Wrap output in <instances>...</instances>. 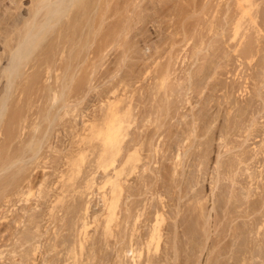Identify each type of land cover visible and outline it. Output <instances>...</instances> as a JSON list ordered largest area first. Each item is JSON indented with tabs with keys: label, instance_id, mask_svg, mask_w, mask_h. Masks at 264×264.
I'll list each match as a JSON object with an SVG mask.
<instances>
[{
	"label": "rangeland",
	"instance_id": "rangeland-1",
	"mask_svg": "<svg viewBox=\"0 0 264 264\" xmlns=\"http://www.w3.org/2000/svg\"><path fill=\"white\" fill-rule=\"evenodd\" d=\"M252 1H242L243 12H246L247 16L245 20L242 19L246 27L242 25L241 31L242 33L245 31L243 44L255 43L251 52L254 54V60L238 57V53L233 51L238 39L232 37L233 24L230 23V18L237 17L240 12V8L237 9L238 0H75L67 16H61L58 23L46 31L47 34L43 36L38 46L31 51L27 59L22 60L16 70L17 74H13L8 79L3 69L9 62V55L12 54L23 31L29 27L33 11L42 2L0 0V70H2L0 71V106L2 104L4 109L0 115V264H66V262L67 264L71 262L132 264L130 257L137 256L139 248L141 254L138 260L144 261L147 252L140 240H142L141 235L146 237L149 234L151 225L156 222V213L152 211L154 207H151L155 205L164 213L161 214V218L157 217L158 225H161H159L161 237L157 251L163 255L162 264H207L208 258L210 256V259L212 256L214 258L216 253L229 262H232L233 254V257L240 259L244 264H249L248 262L264 264V243H261L260 239L264 240V232H261L258 238L256 225L248 226L249 228L252 226L254 230L252 227L250 229L247 227L252 217L257 218L256 222H264V216L262 217L264 189H261L264 188V180H262L264 178V160L262 161L264 159L262 147L264 144L262 141L264 140V0ZM43 11L35 16L37 21L43 18L42 15L45 13ZM254 15L257 17L254 18ZM251 18L256 20L255 23L257 22L260 28L262 27L259 33L256 30L257 25L251 22ZM100 38L105 40L104 44L105 46L107 44L108 48L104 46L99 53L94 49ZM237 48L240 49L239 46ZM230 69L235 73L230 72ZM113 87L117 90L113 91ZM111 92L116 93L111 94ZM118 95L123 98L122 102H118L119 108H126L130 104L134 117L138 109L153 112L151 116L145 112L146 115L143 116L145 119L138 118V124L137 119L136 122L134 120L133 124L137 127L130 126L131 130L133 127L135 130L132 132L130 129L127 130L129 132L127 137L139 131L143 135L145 131L148 134L143 137L144 144L140 151L142 159L137 163L136 168L138 171L131 173L132 176H125L126 179L124 177L120 199V204L123 203V208L121 207L123 213L126 212L125 203L131 198L137 201L136 209L143 210L133 237L140 243H134L133 249L136 252L132 254L129 253L130 251L123 253L126 248L129 250L126 246L128 245L126 238L131 230L129 224L124 223L123 241H117V235L113 236L116 231L112 225L114 220L110 222L114 232L103 233V225L109 211L107 206L112 199L111 181L107 179V174L111 172L107 170L104 173L102 168L96 167L100 162L98 154L101 152V143L98 141L100 138H96L97 130L100 128L97 126L102 123L101 116L103 117L102 112L106 102ZM252 96V100L248 101L250 105H246L247 99H251ZM154 118L157 120L155 121ZM171 118L172 122H170ZM149 121L150 124H147ZM88 129H91L89 133ZM158 134L160 135L157 136ZM176 135L179 137L177 138ZM237 135L240 137L238 138ZM161 141L165 142L164 146ZM226 141H229L227 143L229 148L225 144ZM188 144L189 147H186ZM178 152L182 153L179 155L181 158L178 157V162L182 161L176 165L174 153ZM239 152L243 154L242 157ZM235 153L242 159L237 157L236 162L235 158H232L236 157ZM232 161L236 163L235 167L231 166ZM226 163L230 164L229 169ZM144 164L146 169L142 168ZM89 165L93 170H90ZM244 165L247 167L246 172L243 169ZM233 167L234 172H231ZM221 171L226 175L220 173ZM248 174L251 178L256 176L251 179L247 177ZM220 176L222 180L224 178L223 181ZM228 178H232L231 181L227 182ZM236 179L242 181L245 186ZM251 180H254L252 184L258 190H253L256 193L252 192L249 200V196L246 195L251 189H256L250 183ZM213 181L215 184H212ZM129 185L134 191L131 197L127 193ZM240 186L250 189L247 191L245 188L246 191H242L244 188L241 190ZM238 187H240L239 191ZM16 191L23 195L17 196ZM235 195L239 200L244 197L246 199L239 202ZM201 199L203 201L200 205ZM249 207L253 210L251 211ZM121 215L119 213L118 218H121ZM245 221H248L247 224ZM259 223L258 225H261ZM261 227L263 228H260V231L264 229L263 223ZM248 230H253L256 235L253 232L250 234ZM251 235L255 236L251 237ZM251 238L260 240V242L256 240L258 243L255 242L254 245H257L254 251L251 247L254 242H249ZM246 241L251 245L249 246ZM224 242H227L226 247ZM235 242L240 244L236 245ZM260 243L262 246L259 245L261 248H258ZM152 244L149 245V250L154 249L155 244ZM166 247L169 251L165 255L162 250L165 251ZM245 247L250 249H247L244 255L241 254L240 249ZM217 248H221L219 254ZM249 250L255 252L256 257L250 259Z\"/></svg>",
	"mask_w": 264,
	"mask_h": 264
},
{
	"label": "bare ground",
	"instance_id": "bare-ground-1",
	"mask_svg": "<svg viewBox=\"0 0 264 264\" xmlns=\"http://www.w3.org/2000/svg\"><path fill=\"white\" fill-rule=\"evenodd\" d=\"M105 1V0H104ZM127 1V0H126ZM234 1H236V0H234ZM242 1L243 0H238V7H237V9L238 8H240L239 9V13H238V15H237V17H235V18H230V23L231 24H233V26H231V27H233V31H231V32H233L232 34H233V39L235 38V37H237V39H238V42H237V44H236V47L235 48H233V51H234V53H235V51H236V53H238L237 54V56L238 57H243V58H247V59H250L251 60V58L254 60V54L253 53H251L252 52V48H254V47H252V45L254 46V44H251V43H248V42H246L245 44H243V34H244V32L242 33V31H241V28H242V25H243V23H242V19L244 18V20H245V16H247L246 15V12H243V5H242ZM40 2H42V4L41 5H39L33 12H34V14L32 15L33 17H32V20H31V23H29V27L28 28H26L24 31H23V34L19 37V39H18V42L16 43V45H15V48H14V50L12 51V54L11 55H9L10 56V58H9V62H7L8 63V65H7V63H6V67L3 69L4 71H3V73L4 74H6L7 73V76H8V79H9V77H12V75L13 74H15L16 73V70H17V68H19V65L21 64V62H22V60L23 59H25L28 55H30V53H31V51L32 50H34V48L35 47H37L38 46V43L40 42V40L41 39H43L44 37V35L45 34H47L46 33V31L49 29V28H51L53 25H55L56 23H58V21H59V18H61V16H63V15H66L67 14V12L70 10V8H71V6H73L74 5V2H75V0H40ZM125 2V1H124ZM245 2H246V0H245ZM251 2H253L252 0H251ZM103 3H105V2H103ZM235 3V2H234ZM248 4V3H247ZM252 4V3H251ZM250 5V4H249ZM92 6V5H91ZM246 6V5H245ZM248 6V5H247ZM104 7V6H103ZM100 8V7H99ZM246 8V7H245ZM250 8V7H249ZM248 8V9H249ZM42 9H45V11H43ZM103 9V8H102ZM113 9V8H112ZM120 9V8H119ZM31 10H32V8H31ZM41 11H43V12H45L42 16H43V18L41 19V20H36L35 18L38 16V14L41 12ZM228 11H229V9H228ZM238 11V10H237ZM32 12V13H33ZM82 12V11H81ZM109 12V11H108ZM112 12V11H111ZM235 13V12H234ZM85 14V13H84ZM102 14V13H101ZM130 14V13H129ZM179 14V13H178ZM252 14V13H251ZM250 14V15H251ZM254 14V13H253ZM29 15H30V13H29ZM41 15V14H40ZM115 15V14H114ZM231 15H232V13H231ZM36 16V17H35ZM67 16V15H66ZM250 17H252V16H250ZM255 17H257L256 15H254V18ZM62 18H64V17H62ZM66 18V17H65ZM133 18V17H132ZM247 18V17H246ZM254 18H251V22H253V23H255V19ZM39 19V18H38ZM86 19V18H85ZM248 19V18H247ZM29 20V19H28ZM36 20V21H35ZM67 20V19H66ZM69 20V19H68ZM123 20V19H122ZM262 20V19H261ZM26 21V20H25ZM30 21V20H29ZM97 21V20H96ZM118 21V20H117ZM250 21V20H249ZM74 22V21H73ZM79 22V21H78ZM87 22V21H86ZM245 22V21H244ZM122 23V22H121ZM211 23V22H210ZM248 23V22H247ZM253 23H251V24H253ZM257 23V22H256ZM255 23V26L257 25ZM73 24V23H72ZM94 24V23H93ZM22 25V24H21ZM75 25V24H74ZM189 26V25H188ZM208 26H210V25H208ZM212 26V25H211ZM243 26H245V25H243ZM252 26V25H251ZM254 26V27H255ZM260 26V25H259ZM258 25H257V27L256 28H258V29H256V30H258L257 32L259 33V31H261V28L259 27ZM74 27V26H73ZM104 27V26H103ZM214 27V26H213ZM246 27V26H245ZM22 28V27H21ZM113 28V27H112ZM118 28V27H117ZM122 28V27H121ZM121 28H119V29H121ZM208 28V27H207ZM23 29V28H22ZM52 29V28H51ZM56 29V28H55ZM248 29V28H247ZM251 29V31H252V27L250 28ZM18 30V29H17ZM60 30V29H59ZM114 30V29H113ZM212 30V29H211ZM243 30H244V28H243ZM255 30V31H256ZM20 31V30H19ZM55 31V30H54ZM110 31V30H109ZM118 32H121V31H119V30H117ZM213 31V30H212ZM250 31V30H249ZM52 32V31H51ZM118 32H117V34H118ZM256 32V33H257ZM110 33V32H109ZM224 33V32H223ZM229 33V32H228ZM255 33V32H254ZM255 33V34H256ZM19 34V33H18ZM54 34V33H53ZM115 34V33H114ZM213 34H214V32H213ZM216 34V33H215ZM261 34H263V33H261ZM59 35V34H58ZM94 35V34H93ZM104 35V34H103ZM108 35V34H107ZM106 35V36H107ZM125 35V34H124ZM223 35V34H222ZM114 36V35H113ZM116 36V35H115ZM126 36V35H125ZM205 36V35H204ZM245 36V35H244ZM247 36V35H246ZM18 37V36H17ZM62 37V36H61ZM223 37V36H222ZM231 37V36H230ZM231 37V38H232ZM247 38V37H246ZM256 38H257V36H256ZM219 39V38H218ZM230 39V38H229ZM257 39H259V38H257ZM261 39V38H260ZM85 40V39H84ZM93 40V39H92ZM108 40V39H107ZM70 41V40H69ZM73 41V40H72ZM99 41V40H98ZM114 41V40H113ZM113 41H112V43H113ZM256 41V40H255ZM261 41V40H260ZM104 42H105V40H103V39H101L100 38V41L97 43V45H96V48L94 49L95 51H100L102 48H104V46H105V44H104ZM109 42H110V40H109ZM233 42H235V41H233ZM250 42V41H249ZM15 43V42H14ZM106 43V42H105ZM258 44H260L259 42H257ZM65 45V44H64ZM77 45V44H76ZM226 45H228V44H226ZM93 46V45H92ZM106 46H107V44H106ZM105 46V47H106ZM200 46V45H199ZM240 47V49L239 48H237V47ZM257 46V45H256ZM65 47V46H64ZM117 47V46H116ZM87 48V47H86ZM106 48H108V47H106ZM228 48V47H227ZM108 50V49H107ZM64 51V50H63ZM62 51V52H63ZM71 52V51H70ZM102 52H103V50H102ZM100 53V52H99ZM125 53H127V52H125ZM220 53V52H219ZM233 53V54H234ZM232 54V53H231ZM230 54V55H231ZM43 55V54H42ZM99 55V54H98ZM103 55V54H102ZM199 56V55H198ZM233 56V55H232ZM236 55H234V57H235ZM236 56V57H237ZM90 57V56H89ZM99 57V56H98ZM237 57V58H238ZM199 58H201V57H199ZM236 58V59H237ZM27 59V58H26ZM95 59V58H94ZM110 59V58H109ZM235 59V58H234ZM45 60V59H44ZM60 60V59H59ZM212 60V59H211ZM25 61H27V60H25ZM237 61V60H236ZM239 61V60H238ZM57 62V61H56ZM235 62V61H234ZM247 62V61H246ZM251 62V61H250ZM250 62H248V63H250ZM93 63V62H92ZM226 63V62H225ZM240 63V62H239ZM241 64V63H240ZM1 65V64H0ZM43 65V64H42ZM46 65V64H45ZM212 65V64H211ZM233 65V64H232ZM250 65V64H249ZM109 67V66H108ZM214 67V66H213ZM219 67V66H218ZM225 67V66H224ZM257 67V66H256ZM259 67V66H258ZM68 68V67H67ZM89 67H87V69H88ZM241 68V67H240ZM233 69V68H232ZM236 69V68H235ZM244 69V68H243ZM246 69V68H245ZM249 69V68H248ZM247 69V70H248ZM258 69V68H257ZM199 70V69H198ZM231 70V69H230ZM246 70V71H247ZM256 70V69H255ZM0 71H2V70H0ZM109 71V70H108ZM204 71H206V70H204ZM262 71V70H261ZM6 72V73H5ZM230 72H232V70L230 71ZM198 73V72H197ZM219 73V72H218ZM233 73V72H232ZM235 73V72H234ZM233 73V74H234ZM238 73H240V72H238ZM247 73V72H246ZM1 74V73H0ZM17 74V73H16ZM232 74V75H233ZM241 74V73H240ZM261 74V73H260ZM80 75V74H79ZM106 75V74H105ZM237 75V74H236ZM243 75V74H242ZM6 76V77H7ZM246 77V76H245ZM164 78V77H163ZM203 78V77H202ZM247 78V77H246ZM246 78H244L245 80H246ZM253 78H255V77H253ZM257 79V78H256ZM244 80V81H245ZM179 81V80H178ZM161 82V81H160ZM182 82V81H181ZM249 82V81H248ZM255 82H257L256 80H255ZM8 83V82H7ZM185 83V82H184ZM194 83V82H193ZM258 83V82H257ZM111 84V83H110ZM119 84H121V83H119ZM160 84V83H159ZM220 84V83H219ZM8 85V84H7ZM11 85V84H10ZM117 85V84H116ZM122 85V84H121ZM161 85V84H160ZM174 85V84H173ZM199 85V84H198ZM242 85H244V84H242ZM120 86V85H119ZM118 86V87H119ZM9 87V86H8ZM11 87V86H10ZM116 87V86H115ZM125 87V86H124ZM178 87V86H177ZM194 87V86H193ZM214 87V86H213ZM230 87V86H229ZM238 87V86H237ZM245 87V86H244ZM244 87H243V89H244ZM3 88V87H2ZM69 88V87H68ZM169 88V87H168ZM181 88V87H180ZM210 88H211V86H210ZM222 88V87H221ZM221 88H219V89H221ZM4 89H7V88H4ZM116 90H117V88H115ZM114 89V87H113V91H116ZM154 89V88H153ZM177 89V88H176ZM183 89V88H182ZM195 89V88H194ZM223 89V88H222ZM221 89V90H222ZM225 89V88H224ZM228 89H230V88H228ZM248 89V88H247ZM254 89V88H253ZM211 90V89H210ZM226 90V89H225ZM234 90V89H233ZM112 91V90H111ZM112 91V92H113ZM125 91V90H124ZM139 91V90H138ZM197 91V90H196ZM195 91V92H196ZM231 91V90H230ZM240 91H241V89H240ZM244 91V90H243ZM247 91V90H246ZM253 91V90H252ZM111 92V94H115V93H112ZM121 92H122V90H121ZM133 92H135V91H133ZM151 92V91H150ZM179 92H180V90H179ZM224 92V91H223ZM259 92V91H258ZM136 93V92H135ZM212 93V92H211ZM118 94V93H117ZM116 94V95H117ZM124 94H126V93H124ZM150 94V93H149ZM155 94V93H154ZM153 94V95H154ZM179 94V93H178ZM191 94V93H190ZM201 94V93H200ZM244 94V93H243ZM260 94V93H259ZM103 95V94H102ZM106 95V94H105ZM140 95V94H139ZM171 95V94H170ZM249 95H250V93H249ZM251 95H253V93L251 94ZM144 96H145V94H144ZM168 96V95H167ZM207 96V95H206ZM210 96V95H209ZM117 97V96H116ZM114 98V99H112V100H110V101H107L106 99V104H105V109L103 108V110H104V112H102L103 113V117L101 116V121H102V123H101V125L100 126H97V127H100L98 130H97V135H96V138H100V139H98V141H100V143H101V152H100V154H98V157H99V159H100V162L99 163H97V165H96V163L94 164V165H96V167H100V168H102L103 169V171H104V173L107 171V170H109L111 173L110 174H107V179H108V181H111V187H110V192H111V194H112V199L110 200V203H109V206H107V209H109V211H108V214H107V217H106V221H105V223H104V225H103V230H104V232L103 233H108V234H112L113 232H112V230L113 229H115L116 231L113 233V236L114 237H116V235H117V237H116V240L117 241H123V238H122V236H123V234H122V232H123V226H124V223H126V224H129V226H130V235L128 236L127 235V238L126 239H128V240H126L127 241V243H128V245L126 244V246L129 248V250L127 249H125V250H123V253H127L128 251H130L129 253H133L134 251H135V249H133V245H134V243H136V244H138V243H140L139 242V240H136V239H134L133 237H134V235H135V232L137 231V228H136V224H137V221H140L139 220V218H140V216L142 215V211L143 210H137L136 208H137V201H134L132 198L131 199H129L126 203H125V205L126 206H124L125 208H124V210L126 211V212H124L123 213V210H122V205H123V203L122 204H120V199H121V196H122V192H123V186H124V177L125 176H128V175H131L132 176V174L131 173H134L135 172V170H137L136 168H137V163L142 159V156H141V153H140V151L142 150V145L144 144V140H143V137H144V135L146 134V131H145V134L143 135L142 133H139V132H141V131H139V132H134L135 134L134 135H132L131 137L129 136V137H127L129 134V132H127V130L128 129H130V126H131V128H132V126L133 125H135V124H133L134 123V120L135 119H137V122H136V120H135V122L138 124V118H142L143 116H144V114H145V112H147V110L145 111V110H143V109H138V111L136 112V117H134V115L132 114V108H130V107H132V106H130V104H128L127 106H126V108H123V109H121V108H119V105H118V102L120 103V101L121 100H123V98H121V97H119V95H118V97L117 98ZM122 97H123V95H122ZM125 97V96H124ZM139 97H141V96H139ZM191 97V96H190ZM230 97V96H229ZM264 97V96H263ZM109 98V97H108ZM107 98V99H108ZM143 98V97H142ZM153 98V97H152ZM168 98H169V96H168ZM212 98V97H211ZM227 99H228V96L226 97ZM252 98H253V96L251 97V99H247V102L249 101H251L252 100ZM109 99H111V98H109ZM108 99V100H109ZM205 99V98H204ZM126 100V99H125ZM186 100V99H185ZM222 100V99H221ZM220 100V101H221ZM224 100V99H223ZM256 100V99H255ZM153 101V100H152ZM161 101V100H160ZM212 101V100H211ZM122 102V101H121ZM134 102H135V100H134ZM206 102V101H205ZM208 102V101H207ZM223 102V101H222ZM241 102V101H240ZM246 103V105H250V103ZM103 103V102H102ZM153 103V102H152ZM162 103V102H161ZM229 103V102H228ZM227 103V104H228ZM233 103V102H232ZM135 104V103H134ZM240 104V103H239ZM104 105V104H103ZM132 105V104H131ZM156 105V104H155ZM222 105V104H221ZM254 105V104H253ZM226 106V105H225ZM230 106H232V105H230ZM229 106V107H230ZM243 106V105H242ZM260 106V105H259ZM101 107V106H100ZM125 107V106H124ZM233 107V106H232ZM247 107V106H246ZM257 107V106H256ZM255 107V108H256ZM211 108V107H210ZM225 108H227V107H225ZM251 108V107H250ZM261 108V107H260ZM2 109H3V105L1 104V106H0V115H1V113H2ZM121 109V110H120ZM137 109V108H136ZM4 110V109H3ZM100 110H101V108H100ZM157 110V109H156ZM165 110V109H164ZM234 110V109H233ZM238 110H239V108H238ZM245 110V109H244ZM258 110V109H257ZM196 111H198V110H196ZM200 111V110H199ZM206 111V110H205ZM260 111V110H259ZM204 112V111H203ZM209 112V111H208ZM231 113H232V110L230 111ZM249 112H251V111H249ZM101 113V112H100ZM148 115H150L151 116V114L153 113V112H150L149 110H148ZM156 113V112H155ZM164 113V112H163ZM239 113V112H238ZM242 113H245V112H242ZM247 113V112H246ZM195 114V113H194ZM203 114V113H202ZM206 114V113H205ZM209 114V113H208ZM212 114H215V113H212ZM146 115V114H145ZM148 115H147V117H148ZM155 115V114H154ZM182 115V114H181ZM186 115V114H185ZM198 115V114H197ZM204 115V114H203ZM232 115V114H231ZM252 115V114H251ZM156 117H157V113H156V115H155ZM166 116V115H165ZM199 116V115H198ZM215 116V115H214ZM243 116H244V114H243ZM99 117V116H98ZM145 117V116H144ZM143 117V119H145ZM146 117V118H147ZM172 117V116H171ZM207 117H209V116H207ZM212 117V116H211ZM216 117V116H215ZM231 117V116H230ZM252 117V116H251ZM151 118V117H150ZM165 118V117H164ZM202 118H205V117H202ZM214 118V117H213ZM228 118V117H227ZM234 118V117H233ZM236 118H237V116H236ZM179 119H180V117H179ZM183 119H185V118H183ZM208 119V118H207ZM243 119V118H242ZM241 119V120H242ZM154 120L156 121L157 119L156 118H154ZM161 120V119H160ZM186 120V119H185ZM197 120H199V119H197ZM224 120V119H223ZM248 120V119H247ZM246 120V121H247ZM146 121V120H145ZM154 121V122H155ZM188 121V120H187ZM225 121V120H224ZM228 121V120H227ZM226 121V122H227ZM238 121H239V119H238ZM243 121V120H242ZM87 122V121H86ZM85 122V123H86ZM170 122H172V118H171V121ZM182 122V121H181ZM212 122V121H211ZM231 122V121H230ZM258 122V121H257ZM89 123H91V122H89ZM150 124V121L149 122H147V124ZM156 123V122H155ZM179 123V122H178ZM190 123V122H189ZM238 123V122H237ZM236 123V124H237ZM247 123V122H246ZM154 124V123H153ZM205 124V123H204ZM211 124V123H210ZM239 124V123H238ZM161 125V124H160ZM169 125H170V123H169ZM189 125V124H188ZM207 125V124H206ZM242 125H245V124H242ZM85 126V125H84ZM87 126V125H86ZM90 126V125H89ZM92 126V125H91ZM143 126V125H142ZM152 126V125H151ZM155 126V125H154ZM176 126V125H175ZM246 126V125H245ZM93 127V126H92ZM135 127H137L136 125H135ZM139 127V126H138ZM149 127V126H148ZM178 127H180V126H178ZM190 127V126H189ZM230 127V126H229ZM238 127H240V126H237V128ZM90 128V127H89ZM157 128V127H156ZM155 128V129H156ZM165 128V127H164ZM170 128V127H169ZM168 128V129H169ZM174 128V127H173ZM205 128V127H204ZM218 128V127H217ZM235 128V127H234ZM92 129V128H91ZM91 129H88L87 130V132L89 131V130H91ZM95 129V128H94ZM139 129V128H138ZM141 129V128H140ZM172 129V128H171ZM178 129V128H177ZM207 129V128H206ZM222 129V128H221ZM225 129H227L226 127H225ZM229 129H231V128H229ZM239 129H241V128H239ZM93 130V129H92ZM131 130V129H130ZM132 130H135V128L133 127V129ZM132 130H131V132H132ZM154 130V129H153ZM205 130V129H204ZM244 130H245V128H244ZM243 130V131H244ZM255 130V129H254ZM260 130V129H259ZM95 131V130H94ZM176 131V130H175ZM190 131H191V128H190ZM235 131V130H234ZM143 132V131H142ZM154 133H155V131H153ZM207 132V131H206ZM242 132V131H241ZM245 132H247V131H245ZM89 133V132H88ZM93 133V132H92ZM162 133V132H161ZM227 134H228V131L226 132ZM232 133V132H231ZM244 133V132H243ZM262 133V132H261ZM181 134H182V132H181ZM186 134V133H185ZM204 134V133H203ZM206 134V133H205ZM204 134V135H205ZM219 134H220V132H219ZM245 134V133H244ZM243 134V135H244ZM93 135V134H92ZM146 135H148V134H146ZM160 134H158L157 136H159ZM171 135V134H170ZM179 135V134H178ZM225 135V134H224ZM87 137H88V134L86 135ZM151 136H152V134H151ZM150 136V137H151ZM190 136V135H189ZM188 136V137H189ZM222 136V135H221ZM238 136V135H237ZM236 136V137H237ZM87 137H86V139H87ZM168 137V135L166 136V138ZM171 137V136H170ZM176 137L178 138L179 136H177L176 135ZM191 137V136H190ZM208 137V136H207ZM235 137V136H234ZM240 136H238V138H239ZM89 138H91V135H90V137ZM92 138H94V137H92ZM146 138V137H145ZM148 138V137H147ZM146 138V139H147ZM159 138V137H158ZM183 138V137H182ZM216 138V137H215ZM222 138V137H221ZM221 138H219L220 140H222ZM262 138V137H261ZM149 139V138H148ZM165 139V138H164ZM180 139V138H179ZM168 140V139H167ZM186 140H188L187 138H186ZM212 140V139H211ZM231 140V139H230ZM233 140H235V139H233ZM149 141H150V139H149ZM158 141V140H157ZM169 141H170V139H169ZM182 141V140H181ZM184 141V140H183ZM222 141H224V139L222 140ZM261 141V140H260ZM259 141V142H260ZM262 141H264V140H262ZM97 142V141H96ZM152 142V141H151ZM162 142V141H161ZM172 142V141H171ZM184 142H186V141H184ZM229 141H226V143L225 144H227ZM163 143V142H162ZM188 143H190V142H188ZM221 143V142H220ZM233 143V142H232ZM264 143V142H263ZM164 144H165V142L162 144V146H164ZM191 144V143H190ZM190 144H188V146H186V147H189V145ZM240 144V143H239ZM255 144H257V143H255ZM148 145V144H147ZM166 145H167V141H166ZM263 146V148H264V144H262ZM98 146V147H99ZM150 146V145H149ZM168 146V145H167ZM167 146H165V148L167 147ZM174 146V145H173ZM206 146V145H205ZM227 147L229 146V144H227L226 145ZM236 146V145H235ZM258 146V145H257ZM256 146V147H257ZM92 147V146H91ZM99 147V148H100ZM147 147V146H146ZM157 147V146H156ZM155 147V148H156ZM198 147V146H197ZM262 147H260L261 149H263ZM94 148V147H93ZM179 148V147H178ZM177 148V149H178ZM181 148V147H180ZM226 148V147H225ZM224 148V149H225ZM229 148V147H228ZM157 150H159L158 148H156ZM195 149V148H194ZM207 149V148H206ZM254 149H256V148H254ZM253 149V150H254ZM157 150H156V153H157ZM200 150V149H199ZM243 150V149H242ZM242 150H240V151H242ZM264 150V149H263ZM94 151H95V148H94ZM155 151V150H154ZM177 151V150H176ZM193 151H195V150H193ZM207 151V150H206ZM239 151V150H238ZM244 151H245V149H244ZM256 151V150H255ZM260 151H262V150H260ZM147 152V151H146ZM165 152H166V150H165ZM165 152H164V154H165ZM182 152V151H181ZM192 152V151H191ZM190 152V153H191ZM236 152V151H235ZM263 152V151H262ZM92 153V152H91ZM180 152H178V153H174L175 154V158L176 159H174V160H176L175 161V164L177 165V164H179L181 161L179 160V162H178V157H179V155H182V153L181 154H179ZM233 153V152H232ZM258 153V152H257ZM264 153V152H263ZM177 154V155H176ZM195 154V153H194ZM234 154V153H233ZM238 154H240L241 155V153L239 152ZM237 153H235V155L234 156H236V155H238ZM249 154V153H248ZM259 154V153H258ZM188 155V154H187ZM190 155V154H189ZM203 155V154H202ZM229 155V154H228ZM243 155V154H242ZM242 155H241V157H242ZM250 155V154H249ZM144 156V155H143ZM248 156V155H247ZM260 156V155H259ZM96 157V156H95ZM156 157V156H155ZM154 157V158H155ZM171 157V156H170ZM173 157V158H174ZM194 157V156H193ZM229 157H230V155H229ZM237 157H239V156H236V157H232L233 159L235 158V160H236V162H237ZM256 157V156H255ZM261 157V156H260ZM263 157H264V154H263ZM181 158V156L179 157V159ZM240 158V157H239ZM246 158V157H245ZM244 158V159H245ZM146 159V158H145ZM158 159V158H157ZM169 159V158H168ZM202 159V158H201ZM227 159H230V158H227ZM242 158H240V160H241ZM258 159H259V157H258ZM93 160H95V159H93ZM148 160H149V158H148ZM155 160V159H154ZM170 160V159H169ZM172 160V159H171ZM173 160V161H174ZM235 160H233V161H235ZM261 160V159H260ZM264 159H262V161H263ZM157 161V160H156ZM232 161V163H231V166H234V165H236V163H234ZM259 161V160H258ZM187 162V161H186ZM240 162H242V161H240ZM245 162V161H244ZM141 163V162H140ZM161 163V162H160ZM159 163V164H160ZM163 163V162H162ZM223 163V162H222ZM221 163V164H222ZM239 163V162H238ZM238 163H237V167H238ZM251 163H253V162H251ZM263 163V162H262ZM262 163H261V165H262ZM227 164V163H226ZM258 164V163H257ZM173 165V164H172ZM190 165V164H189ZM215 165H216V163H215ZM230 165V164H229ZM229 165L227 164V166L226 167H228V169H229ZM250 165V164H249ZM90 166V165H89ZM221 166V165H220ZM231 166H230V168H231ZM246 166H247V164H246ZM245 165H244V167H243V169H244V172H246L245 171V169L247 168ZM263 166H264V164H263ZM91 167V166H90ZM144 167V169H146L147 167L145 166V164H144V166L142 165V168ZM177 167V166H176ZM235 167V166H234ZM234 167H233V171H231V172H234ZM250 167V166H249ZM262 167V166H261ZM178 168V167H177ZM176 168V169H177ZM207 168V167H206ZM92 169V167L90 168V170ZM96 169V168H95ZM143 169V170H144ZM151 169V168H150ZM155 169V168H154ZM223 169V168H222ZM227 169V170H228ZM236 169V168H235ZM241 169H242V167H241ZM253 169V168H252ZM255 169V168H254ZM93 170V169H92ZM142 170V169H141ZM140 170V171H141ZM156 170V169H155ZM248 170V169H247ZM260 170V169H259ZM94 171H96V170H94ZM102 171V170H101ZM109 171H108V173H109ZM138 171V170H137ZM139 171V172H140ZM198 171V170H197ZM224 171V170H223ZM223 171H221L220 173H222ZM242 171V170H241ZM251 171V170H250ZM250 171H248V173L250 172ZM90 172V171H89ZM196 172V171H195ZM204 172V171H203ZM214 172H215V170H214ZM213 172V173H214ZM217 172V171H216ZM225 172V171H224ZM223 172V173H224ZM230 172V171H229ZM260 172H261V170H260ZM91 173V172H90ZM194 172H192V174H193ZM200 173V172H199ZM226 173V172H225ZM224 173V174H225ZM251 173V172H250ZM127 174V175H126ZM191 174V173H190ZM227 174V173H226ZM225 174V175H226ZM247 174V173H246ZM263 174V173H262ZM91 175V174H90ZM90 175H89V177H90ZM97 175V174H96ZM104 175V174H103ZM102 175V176H103ZM135 175H136V173H135ZM151 175V174H150ZM224 175V176H225ZM230 175V174H229ZM232 175V174H231ZM249 175L250 174H248V178H251V177H249ZM251 175H253V173H251ZM258 175V174H257ZM88 176V175H87ZM95 176V175H94ZM140 176V175H139ZM171 176V175H170ZM176 176H177V174H176ZM191 176H193V175H191ZM223 176V175H222ZM222 176H220V179L222 180ZM223 176V177H224ZM226 176H228V174L226 175ZM233 176H234V173H233ZM232 176V177H233ZM240 176V175H239ZM256 176V175H255ZM255 176H252V178L253 177H255ZM104 177H106V176H104ZM130 177V176H129ZM185 177V176H184ZM188 177V176H187ZM230 177V176H229ZM242 177H243V175H242ZM88 178V177H87ZM86 178V179H87ZM91 178V177H90ZM138 178V177H137ZM171 178V177H170ZM226 178V177H225ZM234 178V177H233ZM245 178V177H244ZM251 178V179H252ZM257 178H258V176H257ZM256 178V180H258V181H260L259 179H257ZM260 178H261V176H260ZM106 179V180H107ZM125 179H126V177H125ZM141 179V178H140ZM188 179V178H187ZM193 179V178H192ZM215 179V178H214ZM232 179V178H231ZM231 179H229L228 178V181L227 182H229V180L231 181ZM245 179H247V178H245ZM88 180V179H87ZM86 180V181H87ZM103 180V179H102ZM105 180V179H104ZM105 180V181H106ZM135 180V179H134ZM162 180V179H161ZM210 180H212V179H210ZM223 180H224V178H223ZM222 180V181H223ZM226 180H227V178H226ZM238 179H236V181H237ZM248 180V179H247ZM250 180V179H249ZM256 180H255V184H256ZM262 180H264V178L262 179ZM90 181V180H89ZM132 181V180H131ZM158 181V180H157ZM156 181V182H157ZM175 181H176V179H175ZM179 181V180H178ZM199 181V180H198ZM202 181V180H201ZM221 181V182H222ZM233 181V180H232ZM239 181V180H238ZM243 181H246V180H244L243 179ZM23 182V181H22ZM102 182V181H101ZM128 182V181H127ZM145 182V181H144ZM191 182V181H190ZM239 182H242V181H239ZM247 182V181H246ZM250 182V181H249ZM252 182H254V180L252 181L251 180V184H252ZM262 182V181H261ZM19 183H21V181L19 182ZM88 183V182H87ZM91 183V182H90ZM138 183H141V182H138ZM150 183V182H149ZM148 183V184H149ZM196 183V182H195ZM212 183V182H211ZM236 183V182H235ZM234 183V184H235ZM245 183V182H244ZM126 184V183H125ZM212 184H215V181H213V183ZM211 184V186H213ZM220 184V183H219ZM226 184V183H225ZM242 185H244L243 184V182L241 183ZM247 184H248V182H247ZM251 184H250V186H251ZM10 185V184H9ZM26 185V184H25ZM28 185V184H27ZM133 185V184H132ZM197 185H199V184H197ZM230 185H231V183H230ZM237 185V184H236ZM249 185V184H248ZM248 185H246V186H248ZM257 185V184H256ZM17 186V185H16ZM125 186H127V184L125 185ZM189 186V185H188ZM191 186H193V185H191ZM229 186V185H228ZM245 186V185H244ZM238 187V191L241 189H243L242 191H246L247 189H250V188H247V187ZM252 186H254V188H256V186L255 185H253L252 184ZM251 186V187H252ZM258 186H259V184H258ZM257 186V187H258ZM261 186H262V184H261ZM20 187V186H19ZM158 187H160V186H158ZM167 187V186H166ZM236 187V186H235ZM127 188H128V186H127ZM144 188H145V183H144ZM156 188V187H155ZM165 188V187H164ZM192 188V187H191ZM202 188V187H201ZM211 188V187H210ZM214 187H212L211 189H213ZM226 188V187H225ZM240 188V189H239ZM245 188H246V190H245ZM253 188V187H252ZM260 188V187H259ZM21 189V188H20ZM126 189V188H125ZM228 189V188H227ZM229 189H230V186H229ZM237 189V188H236ZM235 189V190H236ZM261 189L263 190L264 188H262L261 187ZM17 190H19V189H17ZM188 190V189H187ZM199 190V189H198ZM233 190V189H232ZM253 190H258V188H256V189H251L249 192H248V195H246V197H248L249 195H252V192H253ZM125 191V190H124ZM144 191V190H143ZM158 191V190H157ZM161 191V190H160ZM212 191V190H211ZM248 191V190H247ZM125 192H127V190L125 191ZM173 192V191H172ZM184 192V191H183ZM251 192V193H250ZM262 192V191H261ZM10 193V192H9ZM16 193H18L17 191H16ZM21 193V192H20ZM60 193V192H59ZM82 193V192H81ZM127 193H129V196L130 195H134V191H133V187L132 186H130L129 185V192H127ZM164 194H165V192H163ZM171 193V192H170ZM181 193V192H180ZM250 193V194H249ZM253 193H256V192H253ZM258 193V192H257ZM25 194V193H24ZM261 194V193H260ZM259 194V195H260ZM12 195V194H11ZM18 195H23V194H17V196ZM167 195V194H166ZM172 195V194H171ZM209 195V194H208ZM240 195V194H239ZM238 195V196H239ZM258 195V196H259ZM10 196V195H9ZM123 196H124V194H123ZM126 196V195H125ZM128 196V195H127ZM161 196V195H160ZM61 197H63V196H61ZM131 197V196H130ZM172 197V196H171ZM171 197L169 198V200L171 199ZM196 197V196H195ZM234 197V196H233ZM235 197H236V199H237V196L235 195ZM246 197H244L245 199H246ZM253 197V196H252ZM124 198V197H123ZM122 198V200H124ZM128 198V197H127ZM174 198H176L175 196H174ZM192 198V197H191ZM198 198V197H197ZM204 198V197H203ZM220 198V197H219ZM240 198V197H239ZM244 198L242 199V200H244ZM250 198V196L248 197V199ZM9 199V198H8ZM126 199V198H125ZM147 199V198H146ZM199 199V198H198ZM247 199V200H248ZM255 199H257V198H255ZM173 200V199H172ZM171 200V201H172ZM237 200H239V199H237ZM242 200H239V202H241ZM250 200V199H249ZM258 200H261V199H258ZM150 201V200H149ZM156 201V200H155ZM175 201V200H174ZM200 201V200H199ZM202 201H203V199H201V202L199 203L200 205H201V203H202ZM204 202H205V199H204ZM244 202V201H243ZM242 202V203H243ZM247 202V201H246ZM255 202V201H254ZM140 203V202H139ZM190 203V202H189ZM225 203V202H224ZM232 203V202H231ZM234 203H236V202H234ZM245 203V202H244ZM251 203H252V200H251ZM141 204V203H140ZM238 204V203H237ZM235 205L236 207L238 206V205ZM241 204V203H240ZM252 204H254V203H252ZM143 205V204H142ZM169 205V204H168ZM175 205V204H174ZM231 205H233V204H231ZM245 205V204H244ZM165 206V205H164ZM163 206V207H164ZM185 206V205H184ZM192 206H193V204H192ZM242 206H243V204H242ZM248 206V205H247ZM251 206V205H250ZM122 207V208H121ZM153 209H152V211L154 210V214L156 213V215H155V223L154 224H152L151 225V228H150V231H149V234L146 236V237H142V235H141V239L142 240H140L141 241V243L146 247V252L147 253H145V254H147L146 256V259L144 260V261H140V260H138L139 258H140V254L141 253H139V250H140V248H139V250H138V253H137V256L136 255H131V263L132 264H162L161 262H162V260L164 259L163 258V255L162 254H160L161 252H158L157 251V249H158V245H159V239H160V237H161V228L159 227V225H158V220H157V217L159 216H162L161 214L163 213L162 212V210H159V207L157 206V205H155V206H151ZM167 207V206H166ZM222 207H224V206H222ZM143 208H145V207H143ZM177 208V207H176ZM189 208V207H188ZM188 208H187V210H188ZM199 208H201V207H199ZM238 208V207H237ZM241 208V207H240ZM245 208H246V206H245ZM249 208H251V207H249ZM148 209V208H147ZM168 209V208H167ZM247 209V208H246ZM89 210V209H88ZM151 210V209H150ZM149 210V211H150ZM202 210V209H201ZM253 209L251 208V211H252ZM146 211V210H145ZM151 211V212H152ZM233 211V210H232ZM245 209H244V213H245ZM250 211V210H249ZM184 212H186V211H184ZM200 212V211H199ZM248 212V211H247ZM264 212V210L262 211V213ZM119 213H121L122 215V217L121 218H118L119 216H118V214ZM170 213H172V212H170ZM190 213V212H189ZM237 213V212H236ZM28 214V213H27ZM146 214V213H145ZM164 214V213H163ZM173 214V213H172ZM187 214V213H186ZM202 214H204V213H202ZM208 214V213H207ZM248 213H246V215H247ZM84 215V214H83ZM149 215V214H148ZM200 215H201V213H200ZM205 215V214H204ZM229 215V214H228ZM242 215V214H241ZM250 215H251V213L249 212V217H250ZM259 215H260V213H259ZM199 216V215H198ZM223 216V215H222ZM243 216V215H242ZM264 216V213H263V215H262V217ZM24 217V216H23ZM150 217V216H149ZM152 217V216H151ZM233 217V216H232ZM248 217V216H247ZM87 218V217H86ZM161 218V217H160ZM203 218V217H202ZM229 218V217H228ZM261 218V217H260ZM264 218V217H263ZM21 219V218H20ZM82 219V218H81ZM85 219V218H84ZM188 219V218H187ZM223 219V218H222ZM19 220V219H18ZM112 220H114L115 221V223H114V221H113V223H112V225H114L113 226V229H111V226L112 225H110V222L112 221ZM256 220H257V218H254V217H252L251 219H250V221L251 222H249V225H247V227L248 226H250V225H252V226H254V225H256V234H258L256 237H258L259 236V234L262 232H264V229H262L261 231H260V228H263V227H261L262 226V223L264 224V222H256ZM27 221V220H26ZM30 221V220H29ZM83 221V220H82ZM85 221H87L86 219H85ZM180 221V220H179ZM190 221V220H189ZM220 221H222V220H220ZM264 221V220H263ZM19 222V221H18ZM22 222V221H21ZM160 222V221H159ZM248 222V221H247ZM247 222L245 221V223L247 224ZM17 223V222H16ZM147 223V222H146ZM232 223V222H231ZM258 223L259 224H261V225H258ZM86 224V223H85ZM144 224V223H143ZM80 225H82V224H80ZM203 225V224H202ZM233 226H235L234 224H232ZM244 225V224H243ZM82 226H84L85 227V225H82ZM150 226V225H149ZM161 226V225H160ZM198 226V225H197ZM251 226V227H252ZM144 227V226H143ZM178 227V226H177ZM250 227V228H251ZM81 228V227H80ZM228 228V227H227ZM231 228H232V226H231ZM234 228V227H233ZM244 228H246L245 226H244ZM249 228V227H248ZM247 228V229H248ZM249 228V229H250ZM184 229V228H183ZM226 229V228H225ZM236 229V228H235ZM252 229L254 230V228L252 227ZM82 230V229H81ZM128 230H129V228H128ZM237 230V229H236ZM253 230L251 231H249L250 232V234H251V232H253ZM194 231V230H193ZM192 231V232H193ZM245 232V231H244ZM79 233H81V232H79ZM84 233V232H83ZM116 233V234H115ZM234 233V232H233ZM246 233V232H245ZM254 233V232H253ZM145 234V233H144ZM190 234V233H189ZM194 234V233H193ZM244 234V233H243ZM250 234H249V238H250ZM255 234V233H254ZM255 234V235H256ZM204 235V234H203ZM217 235V234H216ZM245 235V234H244ZM254 235V236H255ZM86 236V235H85ZM145 236V235H144ZM184 236V235H183ZM190 236V235H189ZM214 236H215V234H214ZM248 236V235H247ZM254 236H252L251 235V237H254ZM261 236V235H260ZM262 236H263V234H262ZM261 236V237H262ZM16 237V236H15ZM82 237V236H81ZM93 237V236H92ZM186 237V236H185ZM217 237H218V235H217ZM216 237V238H217ZM232 237V236H231ZM233 237H235L234 235H233ZM166 238V237H165ZM170 238V237H169ZM201 238V237H200ZM248 238V239H249ZM259 238V237H258ZM257 238V239H258ZM263 238H264V236H263ZM78 239H80V238H78ZM85 239V238H84ZM189 239V238H188ZM234 239V238H233ZM233 239H232V241H233ZM235 239H237L236 237H235ZM234 239V240H235ZM243 239H244V237H243ZM246 239H247V237H246ZM253 239H255V238H253ZM252 238H251V241H249V242H254L253 244H252V246L251 247H253V250L252 251H254V248H255V246L257 245H254L255 244V242L256 243H258L257 241H259L260 242V240H257V239H255V240H253ZM261 239V243H264V240L262 239V238H260ZM89 240V239H88ZM116 240H115V242H116ZM170 240V239H169ZM187 240V239H186ZM200 240V239H199ZM203 240V239H202ZM205 240V239H204ZM257 240V241H256ZM93 241V240H92ZM125 241V242H126ZM195 241H197V240H195ZM216 241H218V239H216ZM231 241V242H232ZM238 241H240V240H238ZM245 241V240H244ZM26 242V241H25ZM88 242V241H87ZM164 242V241H163ZM162 242V243H163ZM193 242V241H192ZM243 242V241H242ZM247 242V241H246ZM155 244L154 245V249L152 248V247H150V248H152L151 250H149V245L150 244ZM195 243V242H194ZM225 243V242H224ZM236 243V242H235ZM258 244V246L259 245H261L262 246V244ZM152 244V245H153ZM193 244V243H192ZM201 244V243H200ZM232 244H234V242L232 243ZM238 244H240V243H238ZM237 243H236V245H238ZM242 244H244V243H242ZM247 244H249L248 242H247ZM247 244H245V246H247ZM14 245V244H13ZM56 245V244H55ZM98 245V244H97ZM114 245V244H113ZM223 245V244H222ZM225 245H227V242L224 244V246ZM251 245V243L249 244V246ZM254 245V246H253ZM264 245V244H263ZM83 246V245H82ZM81 246V247H82ZM92 246V245H91ZM143 246V247H144ZM151 246V245H150ZM179 246V245H178ZM257 246V247H258ZM261 246H259L258 248H261ZM69 247H70V245H69ZM73 247V246H72ZM71 247V248H72ZM83 247H85V246H83ZM139 247H140V245H139ZM160 247V246H159ZM165 247V246H164ZM201 247V246H200ZM226 247V246H225ZM256 247V248H257ZM113 248V247H112ZM136 248V247H135ZM188 248V247H187ZM190 248V247H189ZM214 248V247H213ZM222 248V247H221ZM221 248H217L216 249V251L218 252V254H219V250L221 251ZM229 248H230V246H229ZM235 248V247H234ZM236 248H238V247H236ZM53 249H54V247H53ZM70 249V248H69ZM120 249V248H119ZM118 249V250H119ZM163 249V248H162ZM194 249V248H193ZM233 249V248H232ZM240 249V248H239ZM238 249V250H239ZM243 249V248H242ZM242 249H240L242 252H241V254H246L247 253V249H250V248H248V247H245L243 250ZM252 249V248H251ZM72 250V249H71ZM70 250V251H71ZM122 250V249H121ZM159 250V249H158ZM230 250V249H229ZM255 250H259V249H255ZM262 250V249H261ZM264 250V249H263ZM16 251V250H15ZM90 251V250H89ZM125 251V252H124ZM161 251V250H160ZM167 251H169L168 250V248L166 247V249H165V251H163L162 250V252H164V254L166 255V254H168L167 253ZM235 251V250H234ZM252 251H250L249 250V252H251L250 253V259H253V257H256V256H254L256 253L255 252H252ZM67 252V251H66ZM68 252H69V250H68ZM67 252V253H68ZM120 252V251H119ZM136 252V251H135ZM181 252V251H180ZM237 252V251H236ZM258 252V251H257ZM66 253V254H67ZM191 253H193V252H191ZM224 253V252H223ZM255 253V254H254ZM69 254H71L70 252H69ZM73 254H74V252H73ZM91 254V253H90ZM234 254H236V253H234ZM244 254V255H245ZM249 254V253H248ZM64 255V254H63ZM94 255V254H93ZM124 255V254H123ZM122 255V256H123ZM126 255V254H125ZM143 255V254H142ZM194 255V254H193ZM243 255V256H244ZM262 255V254H261ZM71 256V255H70ZM87 256V255H86ZM91 256V255H90ZM231 256V254L229 255V257ZM235 256V255H234ZM72 257H73V255H72ZM78 257V256H77ZM165 257V256H164ZM171 257V256H170ZM189 257V256H188ZM211 257V256H210ZM210 257L208 258V263L207 264H216L217 262H218V264H244L243 262H240L241 260L240 259H236L235 257H233V254H232V262H229V260L227 259L226 260V258H223L222 259V257L220 258V254L219 255H217V253L215 254V256H214V258H213V256H212V259H210ZM238 257H239V255H238ZM258 257H259V255H258ZM67 258V257H66ZM74 258V257H73ZM80 258V257H79ZM85 258V257H84ZM87 258V257H86ZM94 258V257H93ZM180 258V257H179ZM190 258V257H189ZM188 258V259H189ZM231 258V257H230ZM249 258V257H248ZM67 259H70V258H67ZM121 259H122V257H121ZM190 259H192V258H190ZM247 259V258H246ZM258 259V258H257ZM70 260H72V258L70 259ZM89 260V259H88ZM116 260V259H115ZM180 260V259H179ZM186 260V259H185ZM193 260V259H192ZM210 260H212V261H210ZM191 261V260H190ZM189 261V262H190ZM254 261V260H253ZM70 262V261H69ZM68 262V263H69ZM85 262V261H84ZM83 262V263H84ZM89 262V261H88ZM125 262V261H124ZM164 262H165V260H164ZM181 262V261H180ZM193 262H195V261H193ZM255 262H256V260H255ZM254 262V263H255ZM55 263V262H54ZM75 263V262H74ZM74 263H72L71 262V264H74ZM77 263V262H76ZM80 263V262H79ZM126 263V262H125ZM191 263V262H190ZM249 264H253V263H251V262H248ZM258 263V262H257ZM63 264V263H62ZM66 264H67V262H66ZM85 264V263H84ZM178 264V263H177ZM180 264V263H179Z\"/></svg>",
	"mask_w": 264,
	"mask_h": 264
}]
</instances>
